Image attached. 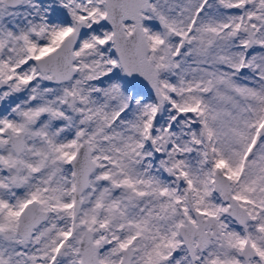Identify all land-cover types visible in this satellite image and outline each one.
<instances>
[{
	"label": "snow or ice",
	"instance_id": "1",
	"mask_svg": "<svg viewBox=\"0 0 264 264\" xmlns=\"http://www.w3.org/2000/svg\"><path fill=\"white\" fill-rule=\"evenodd\" d=\"M0 264H264V0H0Z\"/></svg>",
	"mask_w": 264,
	"mask_h": 264
}]
</instances>
